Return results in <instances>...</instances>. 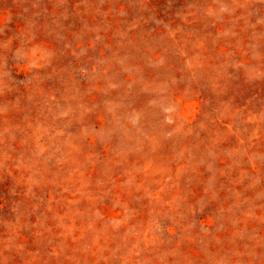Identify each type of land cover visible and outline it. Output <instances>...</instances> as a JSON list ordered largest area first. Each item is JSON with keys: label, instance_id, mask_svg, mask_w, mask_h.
Here are the masks:
<instances>
[{"label": "rangeland", "instance_id": "rangeland-1", "mask_svg": "<svg viewBox=\"0 0 264 264\" xmlns=\"http://www.w3.org/2000/svg\"><path fill=\"white\" fill-rule=\"evenodd\" d=\"M5 53L0 264H264V0H0Z\"/></svg>", "mask_w": 264, "mask_h": 264}, {"label": "clouds", "instance_id": "clouds-1", "mask_svg": "<svg viewBox=\"0 0 264 264\" xmlns=\"http://www.w3.org/2000/svg\"><path fill=\"white\" fill-rule=\"evenodd\" d=\"M3 47L8 48V45H4ZM38 51V48L18 49L16 53H14L13 58L16 59L18 63L23 62L34 74L43 75L46 73L47 67L51 63L50 57L53 53L49 52L47 56H40L37 55ZM0 59L3 61V63L0 64V71H2V75H0V84H3V77L8 75L7 70H4V66L7 65L8 60L7 53L0 57ZM62 114L66 115V113Z\"/></svg>", "mask_w": 264, "mask_h": 264}]
</instances>
